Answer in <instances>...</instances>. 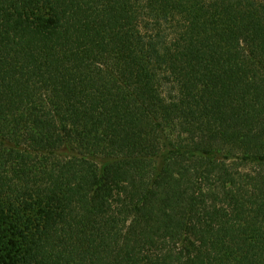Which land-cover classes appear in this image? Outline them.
Wrapping results in <instances>:
<instances>
[{"label": "trees", "instance_id": "obj_1", "mask_svg": "<svg viewBox=\"0 0 264 264\" xmlns=\"http://www.w3.org/2000/svg\"><path fill=\"white\" fill-rule=\"evenodd\" d=\"M0 264H264V0H0Z\"/></svg>", "mask_w": 264, "mask_h": 264}]
</instances>
